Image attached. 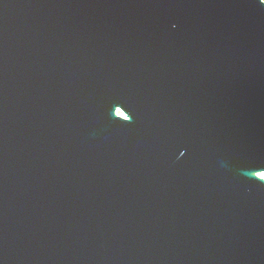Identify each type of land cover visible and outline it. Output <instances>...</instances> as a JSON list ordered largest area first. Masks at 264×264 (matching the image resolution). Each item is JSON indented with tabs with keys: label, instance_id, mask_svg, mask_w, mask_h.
<instances>
[{
	"label": "water",
	"instance_id": "1",
	"mask_svg": "<svg viewBox=\"0 0 264 264\" xmlns=\"http://www.w3.org/2000/svg\"><path fill=\"white\" fill-rule=\"evenodd\" d=\"M263 171L259 0H0V264H264Z\"/></svg>",
	"mask_w": 264,
	"mask_h": 264
},
{
	"label": "rangeland",
	"instance_id": "2",
	"mask_svg": "<svg viewBox=\"0 0 264 264\" xmlns=\"http://www.w3.org/2000/svg\"><path fill=\"white\" fill-rule=\"evenodd\" d=\"M121 112V111H120ZM260 174V173H259ZM261 174H263V176L262 177H264V171L263 172H261Z\"/></svg>",
	"mask_w": 264,
	"mask_h": 264
},
{
	"label": "clouds",
	"instance_id": "3",
	"mask_svg": "<svg viewBox=\"0 0 264 264\" xmlns=\"http://www.w3.org/2000/svg\"><path fill=\"white\" fill-rule=\"evenodd\" d=\"M261 3H264V0H261Z\"/></svg>",
	"mask_w": 264,
	"mask_h": 264
},
{
	"label": "bare ground",
	"instance_id": "4",
	"mask_svg": "<svg viewBox=\"0 0 264 264\" xmlns=\"http://www.w3.org/2000/svg\"><path fill=\"white\" fill-rule=\"evenodd\" d=\"M259 175H260V176H263V174H261V173H260Z\"/></svg>",
	"mask_w": 264,
	"mask_h": 264
},
{
	"label": "snow or ice",
	"instance_id": "5",
	"mask_svg": "<svg viewBox=\"0 0 264 264\" xmlns=\"http://www.w3.org/2000/svg\"><path fill=\"white\" fill-rule=\"evenodd\" d=\"M259 2L261 3V0H259ZM261 4H264V3H261Z\"/></svg>",
	"mask_w": 264,
	"mask_h": 264
}]
</instances>
